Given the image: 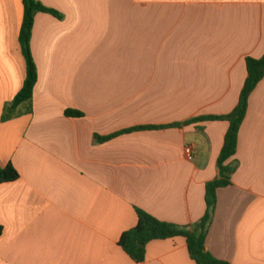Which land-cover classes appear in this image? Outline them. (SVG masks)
<instances>
[{
  "label": "crops",
  "instance_id": "obj_1",
  "mask_svg": "<svg viewBox=\"0 0 264 264\" xmlns=\"http://www.w3.org/2000/svg\"><path fill=\"white\" fill-rule=\"evenodd\" d=\"M37 1L58 15H36L33 101L2 122L27 61L23 0H0V166L20 174L0 185V264H196L184 238L151 242L143 263L119 240L136 208L182 227L201 221L230 123L95 137L232 113L246 59L264 56V0ZM232 161L206 247L231 264H264V80Z\"/></svg>",
  "mask_w": 264,
  "mask_h": 264
},
{
  "label": "trees",
  "instance_id": "obj_2",
  "mask_svg": "<svg viewBox=\"0 0 264 264\" xmlns=\"http://www.w3.org/2000/svg\"><path fill=\"white\" fill-rule=\"evenodd\" d=\"M23 5L24 19L20 33V43L27 61V77L21 91L17 94L15 99L5 107L2 122H7L18 116L20 114V108L24 105H30L33 101L35 87L39 80L37 65L31 52V40L36 15L38 13L58 15L56 11L45 7L37 0H23ZM246 65L247 79L241 91L239 102L233 112L228 115L201 116L181 124H170L166 126H141L123 130L110 136L96 135L95 139L98 143H105L121 135L137 131L180 128L202 122L227 121L230 123L223 149L218 158L219 177L209 182L206 186L205 201L207 210L205 216L200 222L193 226L182 227L158 220L147 212L136 208L138 216L137 225L124 232L119 240V246L122 247L135 262L143 263L145 261L147 246L151 242L184 238L187 242L189 255L196 264H231L215 258L207 250L206 239L217 207V193L220 189L230 187L233 184L232 177L238 169V162L232 160L238 152L239 135L247 117L251 95L264 80V56L261 59L248 57L246 59ZM65 115L74 118L83 117L81 112L74 110L66 111ZM19 179L20 174L12 164L6 167L0 166V185L13 183ZM2 234L3 228L0 226V237Z\"/></svg>",
  "mask_w": 264,
  "mask_h": 264
},
{
  "label": "built area",
  "instance_id": "obj_3",
  "mask_svg": "<svg viewBox=\"0 0 264 264\" xmlns=\"http://www.w3.org/2000/svg\"><path fill=\"white\" fill-rule=\"evenodd\" d=\"M185 154L187 156L188 159H192L193 158V155H194V150L192 147H187L185 149Z\"/></svg>",
  "mask_w": 264,
  "mask_h": 264
}]
</instances>
